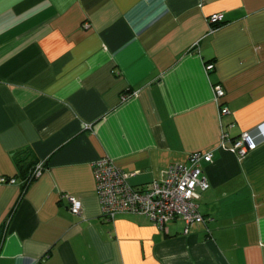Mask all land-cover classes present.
<instances>
[{"label":"crops","instance_id":"crops-1","mask_svg":"<svg viewBox=\"0 0 264 264\" xmlns=\"http://www.w3.org/2000/svg\"><path fill=\"white\" fill-rule=\"evenodd\" d=\"M196 152L207 223L102 216L96 161L143 188ZM0 176V264H264V0H0Z\"/></svg>","mask_w":264,"mask_h":264},{"label":"built area","instance_id":"built-area-1","mask_svg":"<svg viewBox=\"0 0 264 264\" xmlns=\"http://www.w3.org/2000/svg\"><path fill=\"white\" fill-rule=\"evenodd\" d=\"M220 15L210 18V23L220 22ZM214 63H207L206 69L213 70ZM216 98L225 95L221 85L215 86ZM222 114H228V107L221 105ZM223 141H229L240 157L258 148L259 144L253 139L251 132L245 131L239 137L230 139L224 134ZM212 161V152L193 153L188 162L173 163L167 167L162 177L136 188L130 182L132 175L121 169L112 159L104 157L94 164L96 188L101 203L102 216L114 220L123 214L144 215L150 218L160 229L174 219H182L186 223V232L195 222L207 223L206 217L199 209L196 199L198 190H207L210 184L205 176L202 162ZM44 162H39L31 175L33 181L45 169ZM16 177L0 176V183H16ZM24 183V181H22ZM70 209L79 215L82 212L80 199L71 197Z\"/></svg>","mask_w":264,"mask_h":264},{"label":"trees","instance_id":"trees-1","mask_svg":"<svg viewBox=\"0 0 264 264\" xmlns=\"http://www.w3.org/2000/svg\"><path fill=\"white\" fill-rule=\"evenodd\" d=\"M220 23H221V21H220ZM211 24L213 26H217L219 24V22H214ZM21 162H22V160H19V163H21ZM38 163L39 162H34L27 167V171H26V173L23 177V180H22V181H24V183H23V189L24 190L31 184V182H33V179H31V175L34 172V169L36 168ZM44 166L46 167V164H44Z\"/></svg>","mask_w":264,"mask_h":264}]
</instances>
